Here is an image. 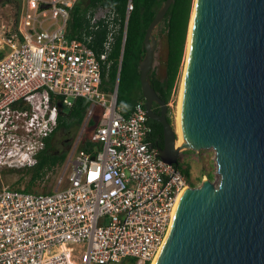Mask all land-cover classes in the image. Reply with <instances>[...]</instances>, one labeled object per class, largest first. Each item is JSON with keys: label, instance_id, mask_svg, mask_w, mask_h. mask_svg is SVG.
Returning <instances> with one entry per match:
<instances>
[{"label": "built area", "instance_id": "obj_1", "mask_svg": "<svg viewBox=\"0 0 264 264\" xmlns=\"http://www.w3.org/2000/svg\"><path fill=\"white\" fill-rule=\"evenodd\" d=\"M79 0H21L0 31V172L26 171L75 99L102 108L91 152L76 149L71 170L49 192L0 183V264L151 263L169 232L178 195L193 185L158 156L140 101L123 113L116 92L101 90V67L119 28L99 6L75 36L68 28ZM132 9L128 3L127 11ZM124 20V28L126 26ZM106 28L99 58L92 31ZM64 243L72 248L66 250Z\"/></svg>", "mask_w": 264, "mask_h": 264}, {"label": "water", "instance_id": "obj_2", "mask_svg": "<svg viewBox=\"0 0 264 264\" xmlns=\"http://www.w3.org/2000/svg\"><path fill=\"white\" fill-rule=\"evenodd\" d=\"M171 2L164 0L144 36L146 114L163 127L161 159L177 164L182 150L212 148L219 181L188 189L154 264H264V0H194L178 146L150 81L154 32Z\"/></svg>", "mask_w": 264, "mask_h": 264}, {"label": "trees", "instance_id": "obj_3", "mask_svg": "<svg viewBox=\"0 0 264 264\" xmlns=\"http://www.w3.org/2000/svg\"><path fill=\"white\" fill-rule=\"evenodd\" d=\"M194 0H172L162 21L159 23V31L156 37L164 39L167 47L165 62V75L159 77L155 70L150 74L151 86L161 98L168 103L175 92L177 81L184 59L187 29L190 20ZM164 0H79L71 10V19L68 31L73 37L89 26L87 14L92 15L99 7L114 10L120 19L119 28L115 34L114 42L108 58L101 67V90L110 93L117 83V104L122 106L123 113L127 114L132 106L140 101L142 95L140 84L139 64L143 59L144 36L146 29L162 5ZM128 3L132 9L127 11ZM124 28V20L126 19ZM106 38V28L103 26L92 31L90 46L99 58L103 51V42ZM90 101L86 98H77L71 107L62 109L58 114V123L54 132L46 138L45 147L36 155V163L30 169L24 171L29 176L23 187L26 192H34V186L42 180L47 172L62 164L72 145L73 135L83 124L89 131L82 140L79 149L91 152L95 146L90 141V135L99 124L102 113L101 107H96L93 113L86 119ZM168 121L171 122L168 116ZM153 136L154 138H150ZM148 138L155 140L153 146L163 147L162 128L154 135L148 134ZM179 166V164L177 163ZM211 179V176H209ZM24 179H17L15 188ZM127 264H134L135 259H125ZM149 264V263H147Z\"/></svg>", "mask_w": 264, "mask_h": 264}, {"label": "rangeland", "instance_id": "obj_4", "mask_svg": "<svg viewBox=\"0 0 264 264\" xmlns=\"http://www.w3.org/2000/svg\"><path fill=\"white\" fill-rule=\"evenodd\" d=\"M20 2L21 0H0V31L2 29L1 28L2 25L9 26L15 23L16 18L19 14ZM97 11L98 10L96 9L95 12ZM192 11H191V15H192ZM191 15H190V20H191ZM188 28H189V24H188ZM158 31L159 28H157V30L154 32L155 37ZM187 38H188V29H187L186 43L184 49V59L181 65L177 86L175 92H173L167 103L168 115L171 119V125L174 127V130H175L176 106L180 91L179 89L183 77L182 74L185 66L186 53H187L186 51ZM166 57H167L166 43L164 39L162 40L156 37V46H155L152 70H155L159 77H163L165 75ZM88 117L89 116H86V119ZM87 129H88L87 125L84 123L83 126L78 131L75 132V135H73L72 145L68 150V154L65 161L62 164L55 167L52 171L47 172V174L42 178V180L34 186L35 191L37 192L52 191L57 187V181L60 177H63L64 179L66 178L69 171L71 170V160L73 154L76 152V149H79L82 140L89 132ZM176 139H177V135H176ZM178 160H179L178 164L183 175L187 178L190 184L193 185L192 187L199 186L201 181L203 179L209 178V176H211V180L213 182L217 183L219 181V174L217 173V164L214 159V150L212 148L201 149L199 151L190 150V149L182 150L179 153ZM22 176L24 177V179L19 183L20 188L25 186L29 178L27 174H24V170L14 171V170L3 169L0 172V183L15 188L17 179H19ZM113 264H127V262L125 260H122L120 262Z\"/></svg>", "mask_w": 264, "mask_h": 264}, {"label": "bare ground", "instance_id": "obj_5", "mask_svg": "<svg viewBox=\"0 0 264 264\" xmlns=\"http://www.w3.org/2000/svg\"><path fill=\"white\" fill-rule=\"evenodd\" d=\"M188 37H189V36H188ZM188 39H189V38H188ZM187 49H188V44H187ZM186 51H187V50H186ZM186 54H187V53H186ZM182 75H183V74H182ZM182 78H183V77H182ZM182 81H183V80H182ZM182 81H181V86H180V89H179L180 91H179V96H178V101H177V106H176V115H175V132H176V135H177V139H176V144H175V146H178V145L182 144V138H181V134H180V130H179V106H180L181 93H182ZM188 189H189L188 187L183 188V189L181 190V192L179 193V195H178V200H177L176 205H175V208H174V212H173V217H172L171 225H172V223H173V221H174V219H175V215H176V213H177V211H178V208H179V206H180V203H181L182 199L184 198L185 194L187 193ZM171 225H170V228H171ZM169 230H170V229H169ZM167 235H168V234H167ZM167 235H166V237H167ZM166 237H165V239H166ZM165 239H164V241H165ZM164 241H163V244H164ZM163 244L161 245L160 249L158 250V252H157L156 255L154 256V258H153L151 264H154V263H155V261H156V259H157V257H158V254H159L160 250L162 249ZM64 248H65L66 250H69V249L72 248V246H71L70 243H64Z\"/></svg>", "mask_w": 264, "mask_h": 264}, {"label": "flooded vegetation", "instance_id": "obj_6", "mask_svg": "<svg viewBox=\"0 0 264 264\" xmlns=\"http://www.w3.org/2000/svg\"><path fill=\"white\" fill-rule=\"evenodd\" d=\"M157 95L159 96V98L161 99V100H163L162 98H161V96L157 93ZM140 102L142 103V105L144 106V108H146V106H147V101L145 100V98L143 97V95H141V97H140ZM166 106H167V103H166ZM167 109H168V107H166V120L168 121V111H167ZM146 110V109H145ZM151 110H152V113L154 114V115H156V116H160L161 115V111H162V108H161V104H159L158 102H156V101H152L151 102ZM169 122V121H168ZM147 123H148V125H149V127H150V132L149 133H151L152 135H154L156 132H158L159 131V126H161V128H162V134H163V127H162V124L160 123V121H158L157 119H155V118H148L147 119ZM169 123H171V122H169ZM150 138H154L153 136H151ZM151 140V139H150ZM151 142H152V144L153 143H156V141L155 140H151ZM163 145H164V141H163ZM157 149H158V147H156ZM163 147H160L159 149H162ZM178 162H179V160H178Z\"/></svg>", "mask_w": 264, "mask_h": 264}]
</instances>
